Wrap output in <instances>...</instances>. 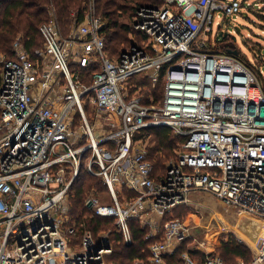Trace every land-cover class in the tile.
<instances>
[{
  "label": "built area",
  "instance_id": "built-area-1",
  "mask_svg": "<svg viewBox=\"0 0 264 264\" xmlns=\"http://www.w3.org/2000/svg\"><path fill=\"white\" fill-rule=\"evenodd\" d=\"M156 1L131 18L139 38L113 53L96 0L70 13L65 33L50 11L33 54L19 38L0 51V264H115L111 234L132 244L131 220L150 228L148 264H227L206 239L179 253L190 227L164 217L194 191L264 225V91L235 36L219 29V46L197 41L234 5ZM158 128L175 141L161 166ZM83 172L106 187L105 197L86 194L85 207L113 219L96 237L70 214ZM236 264H264V243Z\"/></svg>",
  "mask_w": 264,
  "mask_h": 264
},
{
  "label": "trees",
  "instance_id": "trees-1",
  "mask_svg": "<svg viewBox=\"0 0 264 264\" xmlns=\"http://www.w3.org/2000/svg\"><path fill=\"white\" fill-rule=\"evenodd\" d=\"M84 1L0 0V51L10 54L13 41L19 38L24 48L33 54L36 49L42 47L43 37L39 27L42 23L48 22L53 16L50 11L53 10L52 12L65 33L70 23V13L76 10L81 11ZM159 4L156 0H96L98 14L108 20V29L105 36L109 44V51L113 53L120 47L127 46L131 33L139 38V34L131 26V18L139 7ZM122 18H126V20ZM145 80H148V78H145ZM157 86L159 90L152 89V94L155 97H159L162 90L161 84ZM151 140L155 141V148L163 149V154L170 152L175 143L168 129L158 128L152 130ZM161 160L158 158L155 164L161 166ZM91 190H94L95 194L100 192L104 194L106 187L100 177L81 173L71 191L70 214L71 217L77 219L78 223L83 224L80 230L89 229L96 237L100 231L113 229V219L91 215L87 210L84 205V198ZM169 216L167 214L164 219ZM129 224L133 236L132 244L124 245L119 241L118 235L112 233L111 239L115 241L112 255L108 257V261L115 264H148V246L153 239L148 237L145 227H142L137 220H131ZM220 248L222 254H215L219 255L227 264H236L238 259L247 263L252 259L249 249L235 239L223 241ZM185 249L182 246L179 253ZM191 254L199 257L196 253Z\"/></svg>",
  "mask_w": 264,
  "mask_h": 264
},
{
  "label": "rangeland",
  "instance_id": "rangeland-1",
  "mask_svg": "<svg viewBox=\"0 0 264 264\" xmlns=\"http://www.w3.org/2000/svg\"><path fill=\"white\" fill-rule=\"evenodd\" d=\"M227 1L234 5L233 12L228 15L219 11V16L216 13L212 32L204 36L199 35L197 41L205 42L207 45L210 44L211 47L219 46L220 43H216V37H218V41H221V37L218 35L219 29L221 32L235 36V46L238 49L240 58L253 70L264 91V16L259 15H264V0ZM122 19L126 20V18ZM260 53L261 55H259ZM143 82L150 84V80L144 79ZM157 85H160V83ZM157 85L154 87L155 90H159ZM86 110L89 117H91L89 105L86 106ZM173 156L170 149V152H165L164 156L155 157L154 159L157 161L160 158L162 159L161 163H163ZM102 195L106 196L102 192L96 196L101 197ZM175 208L169 215L185 220L190 227L188 244L187 246L183 245L185 248L194 247L195 244L197 245L206 239L209 248L214 253L221 255V243L235 239L245 245L253 256L256 249H259L261 244L264 243V225L260 220L250 215H236L210 193L194 191L185 204ZM157 218L156 216L153 217L156 220ZM239 225H243L245 228L239 229ZM144 227L148 235L150 228L148 226ZM156 238H159V235Z\"/></svg>",
  "mask_w": 264,
  "mask_h": 264
},
{
  "label": "bare ground",
  "instance_id": "bare-ground-1",
  "mask_svg": "<svg viewBox=\"0 0 264 264\" xmlns=\"http://www.w3.org/2000/svg\"><path fill=\"white\" fill-rule=\"evenodd\" d=\"M244 225V224H243ZM243 225H239L238 227H239V229H244L245 228V226H243Z\"/></svg>",
  "mask_w": 264,
  "mask_h": 264
},
{
  "label": "water",
  "instance_id": "water-1",
  "mask_svg": "<svg viewBox=\"0 0 264 264\" xmlns=\"http://www.w3.org/2000/svg\"><path fill=\"white\" fill-rule=\"evenodd\" d=\"M226 35H227V33L220 34V36H224V37H225Z\"/></svg>",
  "mask_w": 264,
  "mask_h": 264
}]
</instances>
